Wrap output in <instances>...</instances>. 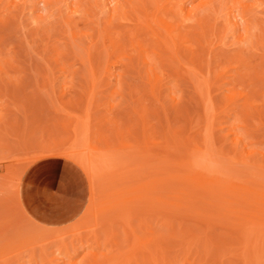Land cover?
<instances>
[{"label":"rangeland","instance_id":"obj_1","mask_svg":"<svg viewBox=\"0 0 264 264\" xmlns=\"http://www.w3.org/2000/svg\"><path fill=\"white\" fill-rule=\"evenodd\" d=\"M67 1L70 3L69 5H68ZM109 1L112 4L114 3V0H109ZM120 1L126 7L124 9L122 8V10L120 8V11L122 13L121 12H120V14L118 13L119 15H117L114 18V19H116V18L117 19L116 20L113 19V23L111 21L110 25H108L109 24L108 22L110 21L109 12H107V11L105 12V10H107V9H104L105 2L102 0H97L96 3L94 2V0H46L45 3L43 0H0V222H1L0 225L1 224L4 225V226L3 225L0 226V235H1L0 236V248H1L0 249V255H1L0 261L3 260L4 263H7V260H9L7 264H11V263L12 264H14V263L18 264V261L21 260L20 262H22L23 264H26V263H28L27 259L29 260V258H30L29 257V254H30L29 251H31V250H33L34 253L37 252L34 256V258L36 257V260H34V262L33 261L31 262L33 264H51V263H53V264H67L68 261H69V264L71 263V261H72V263H77V261H79V264H81V262H82V264H91L90 261H93L94 259L99 258L98 260L100 261V259L103 256V253H104V256L107 255V257L110 258V255H112L114 253L119 254L123 250H125V252H126V249L128 250L129 247L131 248V245H128V242H130V241L129 240H126L127 242L124 241L125 240L124 237L126 235L124 236V233H123V230H124L123 225L125 226V224H123V223H126V221L124 219L127 217H125L123 219L125 222L122 221V223H121L120 219H117L118 215L121 216V214L118 213L119 212L118 209H116V210L114 209L115 211H113V212H111L112 211L111 210L110 212H111V214H113V215H111L109 213V210L111 208H109L107 206L105 208V205L103 206V204L106 203V201H105L106 199H108L107 201L109 202V200H111L113 197H111V196L105 197L104 196L106 198L105 199V198H102L103 197L102 195L106 193L105 195L107 196L109 194L110 190L112 191L115 188H119L120 186L122 187V186H125L127 184L131 185V184L137 183L138 181L145 180L147 177H144V176L149 175L151 170H153V169L156 170L155 168H157V172H158V170L160 171V172H158V173H160V175L164 174V176H165V174L168 175L167 173L170 174V173H174L176 171L179 172L182 170V168L172 164L173 159L174 160L184 159V158L188 159V158H190L189 156L199 157L201 155L198 152L200 149L197 148V146H200V148H201V145L205 142V141L203 142V139H202V138H204V135H203V137H202V134L200 135V132L202 131L201 133H203V131L205 130L204 129L205 121L202 118L204 115L203 116L201 115L202 114L201 110L203 111V109H200V107H201L200 102L201 101L199 98L201 92L203 94V89L201 87V89H202V91H201L200 87H198L200 90L198 89V91H197V89H195L196 88L195 86H196V82L198 84V81L199 82L204 81V79L202 77H200L201 74L200 75L198 74L199 77L197 76L199 80L195 77L197 74H194V76H191V74H193L191 71H189V73H191V74H187L186 72H188V65H186V64L180 65L181 66L180 69L181 70L185 69L187 71H184V70L181 71L178 68L179 66L177 67L178 69L176 68V66H177L176 64H175V68H174V66H172L174 64L169 63L170 60L166 61L167 63L163 59L160 60L159 55L157 56V54L155 55L153 53L154 50H157L158 48L155 45V43L153 45V43L151 42L152 46L149 44L150 49L151 50L153 49L151 47H156V49L154 48V50H152L153 52H151V50L148 49L149 53L151 52V55H153V56H151L149 53H148V55L151 57L150 59H153L152 57L155 58V60L153 59L154 62L156 60L159 62V64L162 67L161 70L163 71V72H161L163 75L162 84H161L162 86L160 88L162 90L161 103L164 105L166 112H164L162 109H160L161 108L160 104L149 93L148 80H146L147 78H145V80H143V78L146 76V74H143V73L146 72L145 70H147V65H146V69H144L145 64L142 63L143 61L142 62L137 61V63L139 64L136 67V69H138V73H135V71H134L135 67L134 66H133L134 69H132L133 67H130L128 65L132 62L134 64L136 63V60H135L136 59V56H135L136 52H135L134 48H131V42H130L129 38L131 39V37H133V38L135 37L134 40L137 38V39L142 40V42L144 43V42H146L145 40H147V38H148V37H146V36H148L147 31L141 25H139V21H136L135 17H132V16H134V15H132V12L130 14V12H129L130 11V9H129L130 5L129 4L131 3V0H128V1L127 0H120ZM189 1H188L189 3L187 2V5H186L187 9H192L193 7L202 3L204 0H193V1L189 0ZM249 1L256 4L252 9L253 14H252L251 22L253 20L254 25H256V28L258 26H259L258 28H260V26H261L260 23H261L262 24L261 28L264 29V19H262V18H264V4H263L264 0H248V2ZM127 2H130V3H127ZM146 5L150 9L149 11H151V10L153 11L152 5H150L148 2L146 3ZM73 9H76V10L73 11ZM198 9H199V12L197 15H199V13H200V15H202L204 8L199 7ZM200 10L202 11V14H201ZM127 11L129 14L127 13ZM197 11H196V13H197ZM262 12H263V14H262ZM257 14H259V15H257ZM125 15H127V16H125ZM119 16H120V19H119ZM122 16H123V18H122ZM127 17H128V19H126ZM131 17H132V19H131ZM219 17H220V19L218 21L217 19ZM141 18H143V17H141ZM178 18H179V20L181 19L180 17H178ZM210 18H212L211 21H213L214 24L212 22H209ZM210 18L208 19L209 21L207 20V22H209V24H211V26L215 25V29H216L215 34H217L216 35L217 37L214 34L215 41L213 40V38H211V35H209L210 36L209 38H207V37L205 38L204 36L199 37L200 36V35H198L199 33L196 34L197 33L196 28L194 29L195 31L192 30L193 33L191 31V34L195 35L196 37L198 35V37L200 38V41L203 42L205 44V46L207 44V46L204 47V48H206V49H204V51H203V47H202V50L201 51L199 50L198 52L201 53L203 51L204 57L209 56V58H210V60H209L210 62L208 60H207V62L205 61L207 59V57H206V59L204 60L205 62L203 61V64H202V62H200V64L202 66H204L202 72L205 73L204 71H207V74H209V76H210V79H209V76L207 79L210 80V82H208L210 84H208V85H210V89H211V95H212L211 99H213L212 104L214 103L212 106L215 108V111H213V113L215 115H213L214 116L213 117V123L211 124L212 128H210L211 129L210 134H212V135L211 136L209 135L211 138L208 137L209 138L208 140L210 142L208 144H210L209 146L211 147V150L214 149L211 152V154L215 155L214 153L216 152V155L214 156V160L216 159V162H217L216 164L220 163L217 167L218 170L216 169V167L214 169H216L215 170L216 173L220 172L218 174H221V172H222V175L226 174V176H228L230 174L229 176H231V177L234 176L233 178L235 180L240 179L239 182H241L244 185L249 184L250 186L253 187L255 184H257V185H255V188L258 187L257 190H260L261 193L264 194V192H263L264 190L262 187V186H264V167L257 170V167H255L256 168L255 169L254 167H252L253 165L251 164L252 162L255 161V162H258L260 165L262 164V166H264V161H263L264 160V120H263L264 119L263 118L264 117V108H262L264 106V104H263L264 103V101H263L264 100V97H263L264 96L263 95L264 94V65H263L264 64V62H263L264 58L261 56L262 54L264 55V52H262V48L264 49V46H262V44H261V46H262V48H261V46L259 45L260 43H258V45L256 44L258 42L257 40L260 39V41H261V37H262V35H264V33H262L260 31V35H261V33H262V35L260 37L256 36L257 40H255V41H257V42L255 44L253 43L254 41H251V44H254L257 47H254V46L252 47V45L248 42V44L251 45V47H250L247 44H244V43L241 44L238 42L237 37H238V35H240V33L242 31V27L237 29L239 32L237 30H236V32H235V30L233 32L230 29H228V25L226 26L227 23H226L224 17H222V16L214 17L216 20V24H215L214 18L213 17H210ZM108 19H109V21H108ZM221 19H223V20H221ZM179 20H177V21H179ZM185 22H183V23L186 24ZM131 23H133V24H131ZM254 25H252L251 28ZM188 27L191 29L190 26H188ZM209 27H210V25H209ZM207 28H208V25L206 26V29ZM210 28H212V27H210ZM225 28H226V30H225ZM258 28H257V30H258ZM212 29H214V27ZM204 30H205V28H204ZM229 30H230V32H229ZM259 30H262V29H259ZM141 31H142V33H141ZM200 31H198V32H200ZM251 32H252V30H251ZM254 32H255V30H254ZM254 32H252V34H254ZM129 33H132V34L134 33V35H131ZM258 33H259V31L257 32V34ZM115 34H117V36ZM125 34H126V37H125ZM135 34H136V36H135ZM223 35H225V36H223ZM218 37H219V41H218ZM115 38H117L118 40H116ZM143 39H145V40H143ZM220 39H222V40H220ZM252 39L254 40L253 35H252ZM211 40H213V42H210ZM263 40H264V38L262 37V41H261L262 43H263ZM121 41L123 43H121ZM196 41L198 43H196ZM209 42H210V44H208ZM195 44H197V45H195ZM195 44L194 45L197 46L196 48L199 49V46H198L199 41L198 40H195ZM204 44H202L201 46H204ZM116 46H118V47H116ZM258 47L261 48L260 49L261 51H259ZM132 49L134 52L132 51ZM198 49H196V50H198ZM256 49H258V50H256ZM112 50L113 51L115 50L116 52L114 53V52H112ZM196 50H195V53L197 52ZM104 52H106V54ZM142 53L144 56L147 55L145 52H142ZM200 53H199V55L196 53L197 58H198V56H200V58H201ZM260 56L263 58V60L260 58ZM194 58H193V60H194ZM153 60L150 61L151 65H152V63H154ZM196 61H194V62H196ZM88 63L90 64V66L92 65L91 63H93V66H91V70H90V66ZM197 63L199 64L198 61H197ZM197 63L195 65H197ZM204 64L207 66L206 67L207 70H205L206 68H205ZM126 65H128V68ZM190 66H192V65H190ZM248 66H250V68ZM141 67L144 70L141 69ZM197 67H198V65H197ZM246 67H247V69H246ZM208 71H210V73ZM261 71L263 73H261ZM180 72H181V76L178 75V73H180ZM207 74L205 75L206 77H207ZM255 74H256V76H255ZM260 74L263 76H259ZM92 75H94V78ZM96 76H97V78H95ZM176 76H178L179 79L176 78ZM180 77H181V79H180ZM193 77H194V79H193ZM92 79L94 81H92ZM220 79H222V80H220ZM258 79H259V81L260 80L261 81L260 82L256 81ZM194 80H197L195 82V85H194ZM91 81H92V84H91ZM208 85H207V88L209 87ZM210 89H209V91H210ZM242 89H243V91H242ZM13 91H15V92L13 93ZM199 91H201L200 94H198ZM206 91H208V89ZM193 92H196V94H194ZM226 94L228 96H230V98H228V96ZM242 94L243 95L246 94V95L242 96ZM211 95H209V96H211ZM225 95H226V97H225ZM203 96L204 95H202V98H203ZM240 96H242V97H240ZM232 97H235V98H232ZM251 97H252V99L255 100V101L253 100L255 103L253 102L254 105L251 108L250 107L247 108L248 107L247 103H250V102H248L246 100H249V101L252 100ZM231 98L234 99L237 103L234 100L229 101V100H231ZM223 99L225 100V102L228 100V102L224 103ZM259 100H261V101H259ZM132 101H133V103L131 104ZM158 101H160V100H158ZM177 103L180 104L181 107L178 106ZM141 106H143V107H141ZM242 106H244L243 107L244 109L242 108ZM214 108H211V109H214ZM140 110H143L146 113H143ZM137 111H139V112H137ZM141 112L143 113L142 115H141ZM163 112H164V114H163ZM143 115H144V117H143ZM145 115H146V117H145ZM200 115H201V117H200ZM247 115H249V116H247ZM144 120H145V122H143ZM241 120H242V122H241ZM6 121H8V122H6ZM146 125L148 128L146 127ZM142 126L146 127L148 129V131H147L144 128V130L146 131V132L145 131L144 132L146 133L145 136H147L146 138L149 139V141H147V139H146L145 141L148 143L146 145L140 144L141 145L140 146L137 142L138 141L141 142V140H139V139L141 138V129L140 128ZM246 127L250 130H248ZM168 128H170V130L172 128V130H174V131H172V130H171L172 132L168 131L169 130ZM74 129H76L77 131ZM84 130H86V131H84ZM229 130L230 131L232 130V131L230 132ZM114 131L118 134H121L120 138L123 136L124 137L123 139H125V140H123L121 138L123 140V141H121V139H119V137H116L118 134H115ZM165 131H166V133L167 132L168 133L166 134ZM175 131L179 132V135H182V136H179L176 132V134L178 136L174 135L175 137H173L172 134ZM17 132H19V133H17ZM120 132H122V133H120ZM196 133L198 134V136H201V137L199 138L198 136H196ZM236 133H237V135H238V133L241 135L240 136L241 139H245L244 134L247 135V133H248L247 136L245 135L247 141L245 140L246 142H244V140H242L240 142V140H239V143H238L239 145L237 144L238 146L236 144H233V140L237 136ZM87 134H88V137H87ZM204 134H205V132H204ZM164 135H167V136H164ZM233 135L234 136L236 135V136L234 137ZM242 135H243V138H242ZM131 136H132V138H131ZM136 136H139L137 140H135L136 138H134ZM163 136L166 137L165 140L168 141V142H166V144H168L169 146H174V145L178 144V146L176 145L178 147L176 152H175V149L173 150V148H171V151H169V152H164L165 151L164 150L165 140H162V139H164ZM176 136H177V138L179 137L178 140H177ZM191 136H194V137L192 138ZM84 137H86V138H84ZM114 137H116V138H114ZM238 137H239V135H238ZM172 138L175 140H173ZM201 139H202V141H201ZM106 141H109L110 143L106 142ZM115 141H116V143H115ZM181 141H182V143H181ZM159 142H160V144H159ZM161 142L163 143V145ZM206 142H208V141H206ZM25 143H26V145H25ZM29 143L30 144L32 143V145H30ZM118 143H120L121 146L122 145H126V146H124V147L122 146L123 147L122 148V147L118 146ZM191 143H193V144H191ZM211 143H213V144H211ZM241 143H243V144H241ZM135 144H136L137 148H136ZM172 144H174V145H172ZM208 144H207V146H208ZM12 145H13V147H12ZM42 145H43V147H41ZM93 145H95L98 148V150L101 148H103V150H106L104 148H108V147H110L108 149H111V147L114 148V149L112 148L113 150L111 149L113 151L114 155H113V153H111L112 152L111 151V152H106L107 154H111L110 156H108L107 154H105V156L109 157L111 159L109 161L111 163L115 164V166H113V168L115 167V170H117L118 173L120 172L121 175H123V177L124 176L129 177V178H127V179H129L128 182L123 184L122 183L123 179L121 178V180L114 181L117 184H114V182H113V186H110V183H107V184L103 183V186H101L102 182H100V181L92 182L93 185L89 183V180H88L85 172L82 169L83 168L85 169V167H88V169H89V167L91 168L92 165L93 166L96 165V167L92 166L93 168H91V170L90 169L87 170V168H86V171H88V172L93 171L92 169H96L97 166L99 167V165L101 164V159H99V158H102V157H100L101 156L100 152L99 153L97 151L94 152L95 150H97V148L94 147ZM182 145H184V146L182 147ZM192 145L194 147H192ZM242 145L243 146L246 145V146H248L249 150L256 151V152H249V155H248V152H245V148L247 149V147L246 146L243 147ZM21 146H22V148H21ZM38 146H39V148H38ZM180 146L183 149L180 148ZM189 146L192 148L190 149ZM117 147H119V148L115 149ZM148 147H150V151H148V149H149ZM219 147H220V149H218V154H217V148H219ZM242 147L244 150L242 149ZM23 148L26 151L23 150ZM34 148L37 149L38 152ZM93 148H95V149L93 150ZM138 148H139V150H138ZM194 148H197L198 151L195 150L196 152H192V151H194ZM7 149H8V151H7ZM140 149H142V150L144 149V151H141ZM145 149H147V150L145 151ZM159 149H162V151L160 150L161 153L159 152ZM165 149H166V147H165ZM178 149L182 150L181 152H179L180 155L178 154V151H180ZM201 149H203V148H201ZM40 150H42V152ZM83 150H84V152L87 153L86 156H88V157H85L83 161H80L81 159L78 158V155L81 154ZM233 150H234V152H233ZM19 151L21 152V154L18 153ZM43 151H44V155L42 154ZM114 151H116V153ZM138 151H141V152H138ZM153 151H155V152H153ZM30 152H32V153H30ZM72 152H73V154L76 152L79 154L76 153L77 157H76V154L74 155L75 156L74 157ZM120 152H121V154H120ZM148 152L151 153V156L148 155ZM39 153H40V156H39ZM97 153H98L99 157L97 156ZM159 153H160V155H159ZM244 153H245V155H244ZM250 153H252V154L250 155ZM11 154H13V155H11ZM15 154H17V155H15ZM82 154H81V156L84 157V155H82ZM115 154H117V155L115 156ZM157 154L159 156H157ZM155 155L157 156V158ZM164 155L170 156L169 158L172 157L171 160L168 162H166L165 160L163 161ZM213 155H211V156H213ZM37 156L39 158H37ZM120 156H121V158H120ZM139 156H141V157H139ZM160 156H163V157L161 158ZM45 157H61V158H66V159L72 161L83 171V173L86 176L88 185H89V201L87 203L85 210L83 211V213L81 214V216L77 220L67 224V225H70V224L73 225V223H74V226H77V229H78L80 227V226L78 227V225H81V223L77 222V221L80 218L85 217L84 218L85 222H86V220L89 219L91 223L88 221L86 223L83 222L84 225H81V226H83V228L80 227V230H77L80 232H84V233H80V235L81 234L83 236L87 235V236H89V238H87V236H86L83 239V237L80 236L81 239L79 238L80 239V240L78 239L79 241L74 240L75 242H73V245L74 244L75 245L73 247L76 246L75 248H77L76 250H78V251L71 258L66 257L64 252L60 253V250H61L60 247L52 241H49V242L47 241L46 245L43 244V245H45L44 248H42V245H41L42 242L37 241V243H39V244L34 245V243H33L34 246H31L32 249H30V247L28 248V246H27V248L24 249V247H26V246H23V245L25 243L30 242V241H28V239L33 240L32 238L33 237L35 238V235H36V233H34V232H36L35 231L36 229L34 230V227L31 229V231H28V229H30L31 225L28 229H27V226H26V229L20 228L21 231H20V229L17 228L19 230V233L20 232H23V234L25 233V235H23V237H20V240H18L16 238L18 240V241H16L15 238L14 239L11 238V237H14L13 235L16 234V231H17V229H16V231L12 230V232L14 231L15 233L11 232V229L15 228V227H13V225H15V223H16V225H19V223L22 222L21 225L25 226V225H23V223H24V220H26V219H24L26 215L33 222V224L35 223V225L37 224L39 226L49 227V228H61V227L67 226V225H64V226H58V227H51V226H45V225L39 224L38 222L34 221L31 217L28 216V214L24 211V209L22 208V206L20 204L19 186H20L21 178H22L24 172L26 171V169L31 164H33L37 160L45 158ZM92 157H94L95 160H93ZM150 157H153V158H150ZM158 157H160V158L158 159ZM141 158H143V159L149 158V161H151L152 163L149 162L150 163V165H149V163L145 162V165H147V167L150 166L149 167L150 169L149 168L144 169L145 168L144 167L143 171H142L141 168L143 167L144 162H142L143 159L141 160ZM87 159L88 160L91 159V162L94 161L93 164L91 163V166H89L90 164L86 163V161H88ZM78 160L81 163L83 162L82 165L78 162ZM157 160H159V161L161 160L160 164H159V161H157ZM76 161L78 162L79 165L76 163ZM96 161H100L99 162L100 164H98V162L96 164ZM138 161L142 162V164H140ZM123 162L125 164H123ZM156 162H158V163H156ZM84 163H85V165L86 164L87 165L84 166ZM94 163H95V165H94ZM120 163H122V164L120 165ZM114 164H112V165H114ZM151 164L153 166L152 169H151ZM211 164H212V166H215L214 163H211ZM154 166H155V168H154ZM159 166H161V167H159ZM119 167H121L122 169H120ZM162 167H164V168H162ZM128 168L129 169L132 168V169L128 170ZM133 168H135V170ZM138 168L141 170H139ZM137 170H139V171L137 172ZM165 170L167 171V173ZM144 171H146L145 174H143ZM135 174L140 175V176L137 175L138 177H140V178L137 177L138 180H137V178L134 177ZM15 175L18 177L17 178L14 177ZM157 175H159V174H157ZM164 176H160V177H164ZM9 178H10V180H8ZM247 178H249V179H247ZM113 179L114 178H112V180ZM174 181H175V183H174ZM174 181H169V183L167 182V184H166V182L162 183V185H163L162 188H164L166 185L170 188V190L168 189V192L170 193V195H171V192L176 190V188L179 189L178 187H182L180 189H184L187 187L186 192H187V190H189V193L191 192L192 189L195 188V187L192 188L193 185L189 184L186 186V183H180L181 181H179V183H177L176 182L177 180H174ZM247 182H248V184H247ZM249 182H253V184L249 183ZM98 183L100 184V186L98 185ZM13 184H15V185L17 184L16 187L15 186L12 187ZM170 184H172V185H170ZM182 184L185 187H183ZM179 185H181V186H179ZM7 186H9V187H7ZM17 186H18V188H17ZM91 186H93L94 188H92ZM110 187H112V188H110ZM113 187H115V188H113ZM13 188H15V192H13V190H14ZM261 188H262V190H261ZM195 189L193 191L196 193ZM5 190H6V192H5ZM257 190L255 189L256 193L255 192L250 193V194H248V196L249 195L251 196L254 193L257 194L258 193ZM17 192H18V197H17ZM91 192L92 193L94 192L93 193L94 195ZM168 192L166 191V193H168ZM194 192H192V194H194ZM96 193H98V195H96ZM197 193H200V191H198ZM200 194H204V196H205V194H207V193H204L203 190H201ZM196 195H194V196L192 195V196L195 197ZM259 195L260 194H258V196ZM6 196L7 197L11 196V197L8 199ZM181 196H182V199H185V200L187 199V198H184L183 194ZM186 197L189 198V196H187V195H186ZM196 197L194 198V202H196V204L194 203V205H195L194 207L197 206V209L199 208L200 210H202L204 212L205 211L206 212H209V211L215 212L214 207H211L209 205L206 207V204L202 203L204 197L202 198V201L201 200L198 201V198H196ZM259 197L261 199V196H259ZM259 197H258V199H259ZM99 198L103 199V200L102 199L99 200V202L102 203V207L100 204H97V203H99V202H97V200ZM262 198H264V197H262ZM248 199H250V200L252 199L251 203H253V205L254 206L256 205V206L254 207L252 204H247L245 202V206L247 204L248 208H247V206H246V208L244 206V207H241L242 209L247 210L252 205L253 207L251 208L252 210L250 209L251 211L256 209V211H258L259 214L260 213L264 214L263 213L264 212V203L263 204L260 202L255 203V202H253L254 198H252V197L246 198V201ZM111 201H110V203H111ZM255 201H256V199H255ZM258 201H262V200H258ZM89 202H91L92 204ZM108 202H107V204L109 206L110 203H108ZM135 202L131 201L132 204L137 205V203H135ZM188 202H190V201H188ZM192 202H193V200H192ZM153 203H154L153 205H155V206L151 205V208H154V209H152L154 211L153 212L148 211L150 214L148 212H146V215H144L145 214L144 212H143L144 214L141 212L144 209L143 203H142L143 209L141 208V211H139L140 209H137V208H135L136 210H134L133 208H129V207H132L129 203H128L129 209H127V206H126L127 203L123 204V207L125 209H127V211L123 210L122 205L120 206V208L124 211V214H123L124 216L129 217L132 214L133 217L130 216V218H132L131 219L132 221L129 220L132 222L131 223L132 228L133 229L134 228H136V229L141 228L142 231L140 229H139V231H140V233L142 232V235L153 233L150 231H154L153 235H155L156 234L155 232L159 231L161 234H166L167 236L172 237V236H174V235H172L173 233L177 234V232L180 231L181 234H179V236L180 235L182 236L184 231H185V233H186V231H189V229H187V228H190V230H191V228H193L192 230H194V232L196 231L195 232L196 234L194 232L192 233V231H189L191 233L188 232V235L187 234H185V235L186 236H189V234L197 235V236L200 235V238H201L202 236L204 237V235L207 233H214V236L218 240V238L221 236H222V238L226 239V236H224V235H227V234L230 235V233H228V232L232 231V234L235 233V232H233L234 230H230L231 226L229 225V223L231 221V218H230V220H228L229 218L222 219V220L217 218L215 221L213 220L214 221L213 224H211V223L206 224L205 222L207 219L200 218L198 220L197 219L198 216H194V215H196L194 213L197 209L194 208L193 206L192 207H193L194 211L192 214H194V215H193V217H191V215L187 214L186 212L182 213L183 211H185V210H183L184 208H181V210H179V211L176 210L180 216L175 214L176 213V211H174L175 209H171V206H169L167 204L166 205L161 204L162 208L166 209V210H163L164 212L159 213V211L158 210L155 211V209H158V207H160V206H158V204H160V203H157V202H153ZM89 204H91V206H88ZM190 204H191V202H190ZM191 205H193V203ZM12 206H13V208H12ZM96 206H99L102 208L101 210L99 209L101 211V213L104 212L102 210H105L107 212V214H106L107 216L104 217L105 219L107 218V220H109V218L111 219L112 217H113V219L116 218L115 220H112V219L109 220V224H110V222H112L113 227L111 226V228H110L108 221H107V224H108L107 227L109 230L107 229V227H104L105 225L103 226L102 224L100 225L97 223L98 219H96V218H100L101 216H103L104 213H102V215H99L100 217L98 215L96 217V214L98 213V209H96ZM149 206H150V204H149ZM89 207H91V208H89ZM140 207H142V206H139V208ZM147 207H148V205H146V208ZM15 208H16V210H15ZM173 208H175V207H173ZM17 209H19V210H17ZM94 209H96V210H94ZM130 209L134 210V212L131 211L132 213L129 214L128 211H130ZM145 209H144V211H147V209L146 210ZM150 209L148 208V210H150ZM211 209H212V211H211ZM20 210H22L23 212ZM250 210H248V212H250ZM100 211L98 214H100ZM166 211H168V212H166ZM120 212L123 213L121 210H120ZM171 212L172 213L174 212V213L171 214ZM214 212H212V213H214ZM23 213L26 214V215L24 214L25 215L24 218H22ZM86 213L89 215L85 216L84 214H86ZM94 213H96V214H94ZM126 213H128V214H126ZM162 213H163V215H160ZM181 214H183V215H181ZM172 215H174V216H172ZM8 216H10L12 218L15 217L14 220L16 222H14V224L11 225L12 228L10 227V225H8L10 223H8V224L5 223L6 221L10 220L9 219L10 217H8ZM18 216L21 217L20 220L17 219ZM120 216H118V217L121 218ZM138 216H139V218H138ZM224 216H222V217L224 218ZM142 217H144L145 219ZM181 217L184 219H182ZM222 217H220V218H222ZM163 218L167 219V221L164 220ZM204 218H205V216H204ZM29 219H27L26 221H28ZM201 219H203V221ZM137 220H138V222H137ZM141 220H142V222H141ZM191 220H193V221H191ZM218 220H220V222H218ZM3 221H5L4 222L5 224L2 223ZM92 221L94 222V224ZM101 221L103 222L106 220L101 219ZM101 221H99V223ZM113 221H114V223H113ZM162 221L166 224L162 225ZM75 222H77V223H75ZM146 222L147 223L149 222V223L147 224ZM140 223H142V224H140ZM26 224H27V222H26ZM97 224L99 226H97ZM193 224H195V225H193ZM7 225L9 227H5ZM35 225H32V226H35ZM86 225H88L89 228L91 226V228L87 229L88 226L85 228ZM207 225H209V227H207ZM227 225L230 227L228 228ZM95 226H96V228H92ZM100 226H103V227H100ZM142 226H143V229H142ZM190 226H192V227H190ZM194 226L197 227V229H195ZM2 227L3 228L5 227L6 230L3 229ZM71 227L70 228L67 227V228L71 229ZM97 227H100V228H97ZM205 227H206V230H204ZM8 228H11V229L9 230ZM113 228H114V231L116 232L117 236L114 234L115 232L114 233L112 232ZM151 228H153V229H151ZM166 228H168V229H166ZM209 228H211V230ZM22 229L25 231H23ZM95 229L96 230L100 229L103 233L105 232V230H107V232H108L106 235L107 239L109 237H111V235L109 234L111 232H112L111 234L114 235V238L115 237H117V238L112 240V238H113V235H112L111 239L110 240L108 239L109 242L107 243V241H106V243H105L106 245H103L104 242L101 240L104 236L100 232V230L96 231ZM103 229H105V230H103ZM110 229H111V232H109ZM200 229H201V232L199 231ZM202 229L204 230L203 233H202ZM223 229L228 230V232L226 230H223ZM90 230H93L94 232L92 231L91 233H95V235H97L96 233L98 232V234H99V236L97 235L98 240L103 236L100 240L102 245H100L101 243L99 241L100 246L99 245L98 246L93 245V247H92L93 249L95 248L94 252L96 254L94 253L95 254L94 257H92L93 255L91 256L90 254H89L90 255L89 256L87 253V251H91V247L90 246H89V248L87 247V245L90 244L92 241L91 237H90L91 235L87 233V231L90 233ZM128 231L130 233L129 229H128ZM163 232H165V233H163ZM215 232H218L217 234H219V235L221 234V236L218 235L219 236L218 237ZM5 233H6V235H5ZM10 233L12 234L11 237H10V235H11ZM105 233H104V235H105ZM160 233L159 234L157 233V235H161ZM168 233H172V234L169 235ZM199 233H201V234H199ZM17 234H18V231H17ZM108 234L110 236H108ZM66 235L67 236L70 235L68 237L66 236V239L68 238L66 240V242L67 241L70 242V239L72 240L74 237L69 232ZM100 235H101V237H100ZM157 235H155V236H157ZM231 235H230V237H233ZM150 236H152V234ZM181 236H180V238H182ZM235 236H236V233H235ZM170 237H167L164 242H166ZM174 237H176V235ZM183 237H184V234H183ZM191 237H193V236H191ZM191 237H189V238H191ZM50 238H52V237H50ZM53 238H54V236H53ZM85 238H87V239H85ZM130 238H131V236H130ZM143 238H147V235ZM176 238L180 239L178 236ZM222 238H220V239H222ZM11 239H13L12 242H11ZM170 239H169V241H170ZM191 239H193V238H191ZM228 239L229 238L227 237V240ZM231 239H234V240L236 239V242H237V238H231ZM231 239H229V243L233 242V240L231 241ZM8 240H10V242H8ZM51 240H53V239H51ZM104 240H105V238H104ZM115 240L119 245L116 244ZM200 240L203 242L202 238ZM227 240H225L224 242H226ZM173 241L176 242L174 239H173ZM179 241H181V240H179ZM263 241H264V237H263ZM17 242H19V243H17ZM84 242L88 243V244L86 245V244H84ZM110 242H112V243H110ZM124 242H125V244L127 243L126 244L127 246L124 244ZM219 242L221 244V248H222V246L226 245V243H228V242L224 243L223 241L222 242L219 241ZM171 243H172V240H171ZM171 243H168L169 245L167 243L166 244L164 243L165 244L163 246L164 251L165 250L168 251V249H165V248H167L166 246H170ZM234 243H235V241H234ZM239 243L240 242L238 241V244ZM110 244H111V246H110ZM172 244H175V243H172ZM235 244L238 245L237 243H235ZM29 245H30V243H29ZM37 245H40L39 248L37 247ZM81 245H82V248H81ZM182 245H184V244H182ZM236 245H234L233 243L229 244V245L227 244V246H230V247L234 246V248H237V247L241 248L243 244L242 245L240 244L241 247H239L240 245H238L236 247ZM122 246H124V247L126 246L125 247L126 249H124ZM191 246H192V248L195 249V247H193V244ZM227 246H224V247L226 248ZM263 246H262V248L264 249ZM151 247H152V245L149 248L152 249ZM177 247H179V245ZM40 248H42V250L45 249L46 251L45 250L44 251L47 253V255H50V257L48 256V259L54 258L53 262L48 261L49 262L48 263L47 260H39L38 259V257L36 255L38 253L40 254V252H41ZM122 248H123L122 251L117 250V249H122ZM199 248L196 249V250H198L197 254H199V251L202 247L200 249ZM225 248L223 250H219L220 247H219V249H218V247L213 249V254L214 255L216 254V260H217V255L218 254L221 255V253H223L221 258L222 257L224 259L226 258V260H224L223 258L220 259V261L215 260L213 263H215V264H235L237 262L236 258H239V257H237L238 254L240 253L238 251L239 249H237V251L235 252L232 250V248H226V249ZM105 249H106V251L108 250L106 253H105V251H103ZM134 249H135V251H134L135 253H136V250H138L137 254L141 258L142 257L144 258V254H146V255L149 254V253L143 254L142 249H140V251L138 248H133V250ZM150 249L148 250V248H147L146 250L151 252ZM153 249H154V251H153ZM153 249H152V251L154 254L155 248L153 247ZM177 249H178L179 255H181V251L183 250V247H182V250H179V248H177ZM177 249L175 250L176 252H177ZM217 249H218V251H217ZM129 250L131 251L132 249H129ZM169 250H171V248H169ZM172 250H171V252L169 251V253L172 254L171 258H168L169 256H167V258L170 261L175 260V259H172L173 257L174 258L177 257L179 259V257H178L179 255L177 256L178 253L176 254V256H174L173 255L174 253H172ZM196 250L195 251H193V249L191 250L192 255H190V259L192 257H194L191 259V260H193V264H198L199 262L202 263L201 260L203 259L201 257L202 254H200V257H199V255L198 256L194 255ZM234 250H236V249H234ZM118 251H120V252L116 253ZM148 251H146V252H148ZM263 251L264 250H262V254H263L262 255V259H263L262 261H264ZM7 252H8V254H6ZM19 252H21V253H19ZM23 252H24V255H23ZM33 252L31 251V253H33ZM97 252L102 254V256L101 255L96 256ZM131 252H133V251H131ZM131 252H129L128 254L126 253L127 254L126 256H131L132 259H134L133 258V256H134L136 259V263H137V260H139V259L141 260V262L143 261L142 260L143 258L141 259L140 257L137 256L138 257V259H137L136 258L137 254L131 255L132 254ZM234 252H235V256L237 255L236 257L234 256ZM63 253H64V255H62ZM84 253L85 254L87 253L85 255V257H84ZM140 253H142V254L139 255ZM201 253H203V252H201ZM225 253H227V255ZM17 254L19 257L17 256ZM153 254H152V256H153ZM157 254L158 253H156V255ZM182 254H183V251H182ZM146 255H145L146 258H144V261H145V259H147V257H149V259H147L146 261H148L150 259L152 260V257L150 258L149 255L148 256H146ZM2 256H4L3 259H2ZM114 256H116V255H114ZM155 256H153V257H155ZM158 256L161 258V256L158 254L156 257L157 260H159ZM88 257H90V258H88ZM95 257H97V258H95ZM181 257H182V255H181ZM16 258L18 260H16ZM199 258H202V259L199 260ZM211 258L212 257L210 256L209 259H207L210 262L206 261L207 263H205V264H209V263L212 264ZM13 259H14V261H12ZM56 259H57V261L55 262ZM79 259L81 260V262ZM178 259H176V260H178ZM180 259L178 260L179 261L178 264H181V263L182 264H190L189 261L186 263L180 262L181 261ZM37 260L41 261V263ZM239 260H238L237 264L238 263L241 264L239 262ZM104 261H105V258L104 259L102 258L101 262H104ZM131 261H133V260H131ZM178 261H176V262H178ZM1 263H3V262H1ZM147 263H149V262H147ZM147 263L143 262V264H147ZM158 263H160V262L156 261V264H158ZM262 264H264V262H262Z\"/></svg>","mask_w":264,"mask_h":264},{"label":"bare ground","instance_id":"obj_2","mask_svg":"<svg viewBox=\"0 0 264 264\" xmlns=\"http://www.w3.org/2000/svg\"><path fill=\"white\" fill-rule=\"evenodd\" d=\"M44 1V3L46 2V0H43ZM102 1H104L105 2V7H104V9H107V10H105V12L107 11V12H109V19H110V21H109V19H108V25H110V23H111V21H112V23H113V19L117 16V15H119L120 14V8H121V10H122V8L124 9L126 6L125 5H123L122 4V2L120 1V0H114V3L112 4L109 0H102ZM128 1V0H127ZM189 0H131V3L130 2H127V3H130L129 5H130V14H131V12H132V15H134V16H132V17H135V20L136 21H139V25H141L144 29H146V31H147V35L148 36H146V37H148L147 38V40H145V39H143V40H145L146 42H142V40H140V39H135L134 40V38L133 37H131V39L129 38V40H130V42H131V48H134L135 49V52H136V65L132 62V63H130V64H128L130 67H135V73H138V69H136V67L139 65L138 63H137V61H139V62H142L143 64H145L144 66V69H146V65H147V70H145L146 72H144L143 74H146V76L143 78V80H145V78H147L146 80H148V85H149V93H150V95L154 98V99H156V101L160 104V106H161V108L160 109H162L164 112H166L165 111V108H164V105L161 103V93H162V90L160 89L161 88V84H162V77H163V75H162V73L161 72H163L162 70H161V65L159 64V62L156 60L155 62H154V60H155V58L154 57H152L153 59H150L151 57L148 55V53H149V51H148V49H150V46H149V44L151 45L152 43H153V45H154V43H155V45L157 46V50H154V48L156 49V47H151V48H153L152 50H154V52L151 50V52H153L155 55L157 54V56L159 55V58H160V60L161 59H163V60H165V62L166 61H168V60H170L169 61V63H172V64H174V65H172V66H174V68H175V64L177 65L176 66V68L178 67L179 68V70H181L180 69V65H188V72H186L187 74H191V73H189V71H191L193 74H191V76H194V74H197L195 77L198 79V74L200 75V77H202L203 79H204V81H198V84H197V80H194V85H195V82H196V88L195 89H197V91H198V87H200V89H201V87H202V89H203V94H202V89H201V91H199V93L198 94H200V92H201V94L202 95H204L203 96V98H202V95L200 94V96H199V98H200V103H201V107H200V109H203V111L201 110V115L203 116L202 118L204 119V121H205V125H204V131H203V133H201L200 132V135L202 134V137H203V135H204V138H202L203 139V142L205 143H203L202 145H201V148H203V149H201L200 148V146H197V148H199L200 150L198 151V149L197 148H194V151H192V152H196V151H198L199 152V154H201L199 157H192V156H189L190 158H188L187 156V158L188 159H176V160H174L173 159V161H172V164H174V165H176V166H179V167H181L182 168V170L181 171H179V172H177L175 169V171L176 172H174V173H167V171H166V173L168 174V175H166L165 174V176H164V174L163 175H160V173H158V172H160L159 170H158V172H157V168H155V166H154V168L156 169V170H151L150 171V173H149V175H146V176H144V177H147L145 180H141V181H138L137 183H134V184H127V185H125V186H120L119 188H115V187H113V188H115L114 190H110L109 191V194L106 196L105 194H103L101 197L102 198H105V197H108V196H111V197H113L111 200H109V202L107 201L108 199H104L105 201H106V203L105 204H103V206L105 205V208H106V206L107 207H109V208H111L110 210H109V213L111 214V212H113V211H115L116 209H118L119 210V214H121V216L120 215H118V216H120L121 218H119L118 216H117V219H120V222L122 223V221L123 222H125L126 221V223H123V224H125V226L123 225V228H124V230H123V233H124V241H126V240H129L130 242H128V245H131V248L129 247V249H132L131 251H133V252H131L129 249L127 250L125 247L127 246L126 244H125V242H124V244L126 245L125 247L124 246H122L124 249H126V252H125V250H123V248L122 249H117V250H123L121 253H119L120 251H118V252H116V253H119V254H112V255H110V258L109 257H107V255L106 256H104V253H103V256H102V254H100V253H98L97 252V255L96 256H99V255H101L102 256V258L104 259L105 258V261L104 262H101V259H100V261L98 260V259H94L93 261H90L91 262V264H132L133 262L135 263V264H143V262L144 263H147V262H149V263H147V264H156V261L157 262H160V263H158V264H178L179 263V259L181 260L180 262H188L189 261V263L190 264H193V260H191L192 258H194V257H192L191 259H190V255H192V253H191V250L193 249V251H195L196 249H198L200 246L202 247H200L199 249H200V251H199V254H197V251L198 250H196V252H195V254L194 255H199V257H200V254H202L201 255V257L203 258H199V260L200 259H202L201 260V262L202 263H198V264H205V263H207L206 261H208L207 259H209V257L211 256L212 258V260H211V262H212V264H215V263H213L215 260H216V254L214 255L213 254V249L214 248H217L218 247V249H219V247H220V249L219 250H223L225 247L224 246H227V244L229 245V244H234V245H236L235 243H237L238 244V241L240 242L238 245H242V247H241V245L239 246V247H241V248H238L237 246L238 245H236V247L237 248H234V246H232V247H230V246H227L226 248H232V250L233 251H237V249H239L238 251L240 252L239 254H238V256L237 257H239V258H236L237 259V262H238V260H239V262L242 264H262V262H264V261H262L263 259H262V250H264L263 248H262V246L264 245V241H263V237H264V214H259L258 213V211H256V209L255 210H253V211H251L252 209V207L254 206L253 205V203H251V201H252V199L250 200V199H248L247 201H246V198H250V197H252V198H254V200H253V202H255V203H257V202H260V203H264V198H262V197H264V194L263 193H261V191L260 190H257V188H255V185H257V184H255L253 187L252 186H250L249 184H248V182H247V184L249 185H244V184H242L241 182H239L240 181V179L238 180V179H234L233 177H231V176H226V174L225 175H222V172H221V174H218V173H220V172H218V173H216L215 172V170L217 169V167H218V165L220 164H216L217 162H216V159L214 160V156L216 155V152L214 153L215 155H213V154H211V152L214 150L213 148V150H211V147L209 146L210 144H208V143H210L209 142V138L208 137H210L212 134H210L211 133V129L210 128H212L211 127V124L213 123V115H215L214 113H213V111H215V108L212 106L213 104H212V100L213 99H211L212 98V95H211V89H210V85H208V84H210V83H208V82H210V80H208L207 78H208V76H209V74H207V71H204L205 73H203L202 72V70H203V67L204 66H202L201 64H200V62H202V64H203V61L206 59V57H207V59L205 60L206 62H207V60L209 61L210 60V58H209V56H206V57H204V49H206V48H204V47H206L207 46V44H206V46H205V44L203 43V42H201L200 41V38L199 37H202V36H204L205 38L207 37V38H209L210 36L209 35H211V38H213V40L215 41V36L217 35V34H215V31H216V29H215V25L213 26H211V24H209V22H212L213 23V21H211L212 20V18H210V17H217V16H222V17H224V19H225V21H226V26L228 25V29H230L231 31H233L234 32V30H235V32H236V30L238 29V28H240V27H242V31H241V33H240V35H238V37H237V39H238V42L239 43H244V44H247V45H249L250 47H251V45H252V47L254 46V47H257V46H255L254 44L256 43L257 45H258V43H260L259 45L261 46V44H262V46H264L263 44H264V40H263V43L261 42L262 41V37L264 38V35H262V33H264L263 31H264V29L263 28H261L262 27V24L260 23V28H258V30H257V28H256V25H254V22H253V20H252V22H251V18H252V14H253V7L256 5L255 3H252L251 1H249L248 2V0H204L202 3H200L199 5H197V6H195V7H191L192 9H187V7H186V5H187V2H188ZM191 1H193V0H191ZM68 2V1H67ZM94 2L96 3L97 2V0H94ZM149 3L150 5H152V7H153V11L151 12V11H149L150 9L147 7V5H146V3ZM190 2V1H189ZM188 2V3H189ZM263 3V2H262ZM70 3L68 2V5H69ZM104 4V3H103ZM198 4V3H197ZM264 4V3H263ZM262 4V5H263ZM149 5V6H150ZM71 6V5H70ZM107 6V7H106ZM151 7V8H152ZM199 7H203L204 9H203V14H202V11H201V14L202 15H200V13H199V15H197L198 14V12H199ZM263 9V8H262ZM76 9H73V11H75ZM127 10V9H126ZM198 10V11H197ZM128 11H127V13H128ZM196 11H197V13H196ZM262 11V10H261ZM119 13V14H118ZM122 13V12H121ZM126 13V14H127ZM129 14V13H128ZM262 14H263V12H262ZM257 15H259V14H257ZM121 16V15H120ZM120 16H119V19H120ZM125 16H127V15H125ZM131 16V15H130ZM132 17H131V19H132ZM141 17H143V18H141ZM178 17H180L181 19L179 20V18ZM263 17V16H262ZM122 18H123V16H122ZM178 18V19H177ZM210 18V19H209ZM261 18V17H260ZM117 19V18H116ZM116 19H114V20H116ZM126 19H128V17L126 18ZM179 20V21H177V20ZM210 21H209V20ZM219 19H220V17L217 19L218 21H219ZM262 19H264V18H262ZM134 20V19H133ZM207 20L209 21V22H207ZM214 20H215V18H214ZM221 20H223V19H221ZM261 20V19H260ZM124 21V20H123ZM186 21V22H185ZM217 21V22H218ZM240 21V22H239ZM262 21V20H261ZM183 22H185L186 24H184ZM189 22V23H188ZM222 22V23H223ZM138 23V22H137ZM136 23V24H137ZM188 23V24H187ZM107 24V23H106ZM131 24H133V23H131ZM206 24V25H205ZM214 24V23H213ZM215 24H216V20H215ZM218 24V23H217ZM242 24V25H241ZM208 25V28L206 29V26ZM209 25H210V27H214V29H212V28H210L209 27ZM252 25H254L252 28H251V26ZM259 25V24H258ZM107 26V25H106ZM188 26H190L191 27V29L188 27ZM205 26V27H204ZM219 26V25H218ZM222 26V25H221ZM224 26V25H223ZM225 26V27H226ZM105 27V26H104ZM111 27V26H110ZM188 27V28H187ZM255 27V28H254ZM142 28V29H143ZM193 28V29H192ZM196 28V31H197V33L196 34H198V35H200L199 37H198V35H197V37L195 36V35H193V34H191V31L193 30V31H195L194 29ZM204 28H205V30H204ZM227 28V27H226ZM226 28H225V30H226ZM136 29V28H135ZM141 29V28H140ZM223 29V28H222ZM259 29H262V30H259ZM127 30V29H126ZM131 30V29H130ZM138 30V29H137ZM201 30V31H200ZM214 32H213V31ZM218 30V29H217ZM230 30H229V32H230ZM240 30V29H239ZM251 30H252V32H254V30H255V32H254V34H252V32H251ZM134 31V30H133ZM136 31V30H135ZM193 31H192V33H193ZM198 31H200V32H198ZM211 31V32H210ZM238 31V30H237ZM259 31V35L257 34V32ZM260 31L262 32L261 33V35H262V37H261V41H260V39L259 40H257V37H260L261 35H260ZM105 32V31H104ZM109 32V31H108ZM107 32V33H108ZM116 32V31H115ZM120 32V31H119ZM126 32V31H125ZM208 32V33H207ZM218 32V31H217ZM225 32V31H224ZM239 32V31H238ZM101 33V32H100ZM124 33V32H123ZM141 33H142V31H141ZM140 33V34H141ZM207 33V34H206ZM118 34V33H117ZM117 34H115L116 36H117ZM129 34H131V35H134V33L132 34V33H129ZM128 34V35H129ZM213 34V35H212ZM214 34H215V36H214ZM220 34V33H219ZM232 34V33H231ZM121 35V34H120ZM119 35V36H120ZM130 35V36H131ZM208 35V36H207ZM252 35L254 36V40L252 39ZM135 36H136V34H135ZM138 36V35H137ZM195 36V37H194ZM219 36V35H218ZM223 36H225V35H223ZM257 36V37H256ZM125 37H126V34H125ZM124 37V38H125ZM129 37V36H128ZM217 37V36H216ZM104 38V37H103ZM112 38V37H111ZM133 38V39H132ZM139 38V37H138ZM195 38V39H194ZM198 38V39H197ZM256 38V39H255ZM113 39V38H112ZM116 40H118L117 38H115ZM120 39V38H119ZM114 40V39H113ZM194 40V41H193ZM195 40H198L199 41V44H198V46H199V49L198 48H196L197 46H195V45H197V44H195ZM213 40H211L210 42H213ZM220 40H222V39H220ZM255 40H257V41H255ZM218 41H219V37H218ZM251 41H254L253 43L254 44H251ZM113 42V41H112ZM111 42V43H112ZM152 42V43H151ZM210 42L208 43V44H210ZM222 42V41H221ZM224 42V41H223ZM248 42L251 44H248ZM110 43V44H111ZM116 43V42H115ZM121 43H123L122 41H121ZM196 43H198L197 41H196ZM204 44V46H201L202 44ZM143 44V45H142ZM195 44V45H194ZM213 44V43H212ZM118 45V44H117ZM143 46V47H142ZM152 46V45H151ZM209 46V45H208ZM224 46V45H223ZM242 46V45H241ZM259 46V47H260ZM262 46H261V48H262ZM116 47H118V46H116ZM142 47V48H141ZM202 47H203V51L200 53V52H198L199 50L201 51L202 50ZM216 47V46H215ZM258 47V48H259ZM106 48V47H105ZM113 48V47H112ZM261 48H259V51H261L260 49ZM114 49V48H113ZM196 49H198V50H196ZM208 49V48H207ZM195 50L197 51L196 53L199 55V53H200V55H201V58H200V56H198V58H197V54L195 53ZM256 50H258V49H256ZM132 51H133V49H132ZM211 51V50H210ZM112 52H116L115 50L113 51L112 50ZM134 52V51H133ZM142 52H145L147 55H143V53ZM151 52L149 53L150 55H151ZM262 52H264V49L262 48ZM88 53V52H87ZM105 54H106V52H104ZM118 53V52H117ZM152 53V54H153ZM113 54V53H112ZM166 54V55H165ZM220 54V53H219ZM88 55V54H87ZM91 56V55H90ZM111 56V55H110ZM117 56V55H116ZM134 56V57H135ZM151 56H153V55H151ZM195 58H194V57ZM239 56V55H238ZM263 58H264V55L262 54L261 55ZM260 56V58L263 60V58ZM88 57V56H87ZM132 57V56H131ZM216 57V56H215ZM109 58V57H108ZM193 58H194V60H193ZM204 58V59H203ZM223 58V57H222ZM253 58V57H252ZM96 59V58H95ZM130 59V58H129ZM128 59V60H129ZM198 59V60H197ZM200 59V60H199ZM241 59V58H240ZM258 59V58H257ZM90 60V59H89ZM151 60H153V62L154 63H152V65H151V63H150V61ZM199 62V64L197 63V61ZM130 61V60H129ZM194 61H196V62H194ZM204 61V62H205ZM219 61V60H218ZM227 61V60H226ZM261 61V60H260ZM188 62V63H187ZM194 62V63H193ZM210 62V61H209ZM264 62V61H263ZM167 63V62H166ZM168 63V64H169ZM197 63V65H198V67H197V65H195ZM89 64V63H88ZM92 65L91 66H93V63H91ZM133 64V65H132ZM142 64V65H143ZM154 64V65H153ZM163 64V63H162ZM206 64V63H205ZM204 64V65H205ZM236 64V63H235ZM243 64V63H242ZM247 64V63H246ZM128 65H126L127 66V68H128ZM132 65V66H131ZM171 65V64H170ZM190 65H192V66H190ZM201 65V66H200ZM207 65V64H206ZM205 65V68L207 67ZM209 65V64H208ZM264 65V64H263ZM89 66H90V64H89ZM91 66H90V70H91ZM141 66V65H140ZM163 66V65H162ZM240 66V65H239ZM134 67L132 68V69H134ZM241 67V66H240ZM249 68H250V66H248ZM256 67V66H255ZM101 68V67H100ZM139 68V67H138ZM177 68V69H178ZM210 68V67H209ZM141 69H143L142 67H141ZM143 69V70H144ZM199 69V70H198ZM246 69H247V67H246ZM182 70H184V71H187V70H185V69H182ZM181 70V71H182ZM205 70H207V68L205 69ZM237 70V69H236ZM88 71V70H87ZM200 71V72H199ZM263 71V70H262ZM261 71V73H263ZM92 72V71H91ZM179 72V71H178ZM209 73H210V71H208ZM93 73V72H92ZM203 73V74H202ZM248 73V72H247ZM207 74V77L205 76ZM223 74V73H222ZM178 75L179 76H181V72L180 73H178ZM204 75V76H203ZM254 75V74H253ZM93 76V78H94V75H92ZM142 76V75H141ZM198 76V77H197ZM221 76V75H220ZM223 76V75H222ZM255 76H256V74H255ZM259 76H263V75H259ZM205 77V78H204ZM253 77V76H252ZM95 78H97V76L95 77ZM176 78H178L179 79V77L178 76H176ZM195 78V79H196ZM201 78V79H202ZM213 78V77H212ZM222 78V77H221ZM259 78V77H258ZM263 78V77H262ZM2 79V78H1ZM180 79H181V77H180ZM193 79H194V77H193ZM209 79H210V76H209ZM199 80V79H198ZM220 80H222V79H220ZM92 81H94L93 79H92ZM92 81H91V84H92ZM256 81H259V79L258 80H256ZM261 81V80H260ZM259 81V82H260ZM96 82V81H95ZM146 83V82H145ZM192 85V84H191ZM207 85L209 86L208 88H207ZM213 85V84H212ZM92 86V85H91ZM205 88H204V87ZM221 86V85H220ZM262 86V85H261ZM193 87V86H192ZM214 87V86H213ZM222 88V87H221ZM194 89V90H195ZM199 89V90H200ZM205 89V90H204ZM208 89V91H206ZM209 89H210V91H209ZM215 89V88H214ZM252 89V88H251ZM255 89V88H254ZM142 91V90H141ZM242 91H243V89H242ZM258 91V90H257ZM15 91H13V93H14ZM206 92V93H205ZM247 92V91H246ZM256 92V91H255ZM194 94H196V92H193ZM205 93V94H204ZM237 93V92H236ZM250 93V92H249ZM257 93V92H256ZM16 94V93H15ZM193 94V95H194ZM207 94V95H206ZM255 94V93H254ZM17 95V94H16ZM209 95H211V96H209ZM227 95V94H226ZM226 95H225V97H226ZM237 95V94H236ZM244 95H246V94H244ZM243 94H242V96H244ZM264 95V94H263ZM138 96V95H137ZM190 96V95H189ZM196 96V95H195ZM221 96V95H220ZM228 96V95H227ZM242 96H240V97H242ZM252 96V95H251ZM29 97V96H28ZM218 97V96H217ZM254 97V96H253ZM264 97V96H263ZM21 98V97H20ZM223 98V97H222ZM228 98H230V96H228ZM232 98H235V97H232ZM231 98V100H229V101H232V100H234V99H232ZM244 98V97H243ZM242 98V99H243ZM132 99V98H131ZM202 99V100H201ZM251 99H252V97H251ZM257 99V98H256ZM158 100H160V101H158ZM175 100V99H174ZM224 100V99H223ZM227 100V99H226ZM254 99H252V100H246V101H248V102H250V103H247V105H248V107L247 108H251L254 104H253V102L255 101H253ZM235 101V100H234ZM233 101V102H234ZM252 101V102H251ZM259 101H261V100H259ZM264 101V100H263ZM226 102H228V100L226 101ZM225 102V100H224V103H226ZM236 102V101H235ZM242 102V101H241ZM133 103V101L131 102V104ZM237 103V102H236ZM246 103V102H245ZM255 103V102H254ZM166 104V103H165ZM178 104V103H177ZM234 104V103H233ZM241 104V103H240ZM244 104V103H243ZM264 104V103H263ZM227 105V104H226ZM229 105V104H228ZM235 105V104H234ZM238 105V104H237ZM246 105V106H247ZM176 106V105H175ZM174 106V107H175ZM178 106H180L181 107V105L180 104H178ZM183 106V105H182ZM245 106V105H244ZM244 106H242V108L244 107ZM260 106V105H259ZM139 107V106H138ZM141 107H143V106H141ZM177 107V106H176ZM132 108V107H131ZM211 108H214V109H211ZM229 108V107H228ZM255 108V107H254ZM262 108H264V106L262 107ZM141 109V108H140ZM231 109V108H230ZM244 109V108H243ZM246 109V108H245ZM173 110V109H172ZM176 110V109H175ZM251 110V109H250ZM140 111H142L143 113H146V112H144L143 110H140ZM232 111V110H231ZM248 111V110H247ZM137 112H139V111H137ZM141 112V115L143 114ZM164 112H163V114H164ZM168 112V111H167ZM186 112V111H185ZM234 112V111H233ZM259 112V111H258ZM170 113V112H169ZM168 113V114H169ZM173 113V112H172ZM167 114V113H166ZM218 114V113H217ZM246 114V113H245ZM250 114V113H249ZM201 115H200V117H201ZM219 115V114H218ZM238 115V114H237ZM243 115V114H242ZM252 115V114H251ZM250 115V116H251ZM140 116V115H139ZM247 116H249V115H247ZM143 117H144V115H143ZM145 117H146V115H145ZM255 117V116H254ZM247 118V117H246ZM259 118V117H258ZM262 118V117H261ZM264 118V117H263ZM142 119V118H141ZM238 119V118H237ZM245 119V118H244ZM140 120V119H139ZM146 120V119H145ZM145 120L143 121V122H145ZM243 120V119H242ZM242 120H241V122H242ZM250 120V119H249ZM259 120V119H258ZM264 120V119H263ZM9 121V120H8ZM8 121H6V122H8ZM85 121V120H84ZM235 121V120H234ZM246 121V120H245ZM12 122V121H11ZM15 122V121H14ZM19 122V121H18ZM240 122V121H239ZM77 123V122H76ZM247 123V122H246ZM11 124V123H10ZM19 124V123H18ZM78 124V123H77ZM87 124V123H86ZM148 124V123H147ZM160 124V123H159ZM169 124V123H168ZM204 124V123H203ZM32 125V124H31ZM170 125V124H169ZM247 125V124H246ZM252 125V124H251ZM145 126V125H144ZM171 126V125H170ZM76 127V126H75ZM146 127H147V125H146ZM146 127H141L140 129H141V138L139 139V140H141V142L140 141H138L137 143L140 145V144H142V145H146L148 142H146L145 140L147 139L146 137L147 136H145L146 135V131L145 130H147L148 131V127L146 128ZM229 127V126H228ZM137 128V127H136ZM144 128H145V130H144ZM201 128V127H200ZM230 128V127H229ZM239 128V127H238ZM245 128V127H244ZM247 128V127H246ZM64 129V128H63ZM86 129V128H85ZM164 129V128H163ZM169 130L168 131H171L172 130V128H171V130H170V128H168ZM248 129V128H247ZM74 130H76V129H74ZM87 130V129H86ZM86 130H84V131H86ZM117 130V129H116ZM248 130H250V129H248ZM21 131V130H20ZM77 131V130H76ZM145 131V132H144ZM172 131H174V130H172ZM171 131V132H172ZM179 131V130H178ZM230 131V130H229ZM232 131V130H231ZM230 131V132H231ZM245 131V130H244ZM243 131V132H244ZM252 131V130H251ZM2 132V131H1ZM115 132V131H114ZM176 132L177 131H175V132H173V137H175L174 135H179V132H177V134H176ZM204 132H205V134H204ZM236 132V131H235ZM234 132V133H235ZM248 132V131H247ZM17 133H19V132H17ZM120 133H122V132H120ZM165 133H166V131H165ZM168 133V132H167ZM166 133V134H167ZM115 134H118V133H116L115 132ZM170 134V133H169ZM244 134V133H243ZM8 135V134H7ZM22 135V134H21ZM24 135V134H23ZM31 135V134H30ZM120 135L121 134H118L116 137H119V139H123L124 137L122 136L121 138H120ZM171 135V136H172ZM177 135V136H178ZM210 135V136H209ZM236 135H237V133H236ZM235 135V136H236ZM238 135H239V137H238ZM238 135L236 136V138H234V140H233V144H238L239 143V140H240V142L242 141V140H244V142H246L247 141V139H246V136L248 135V133H247V135L246 134H244V138L245 139H241L240 138V134L238 133ZM246 135V136H245ZM25 136V135H24ZM162 136V135H161ZM164 136H167V135H164ZM163 136V137H164ZM177 136H176V138H177ZM179 136H182V135H179ZM195 136V135H194ZM194 136H191L192 138L194 137ZM196 136H198V134L196 133ZM195 136V137H196ZM214 136V135H213ZM234 136V135H233ZM234 136V137H235ZM23 137V136H22ZM21 137V138H22ZM32 137V136H31ZM87 137H88V134H87ZM116 137H114V138H116ZM138 137L139 136H136V137H134V138H136L135 140H137L138 139ZM199 138L201 137V136H198ZM84 138H86V137H84ZM131 138H132V136H131ZM179 138V137H178ZM178 138H177V140H178ZM211 138V137H210ZM242 138H243V135H242ZM83 139V138H82ZM118 139V140H119ZM121 139V141H123V140H125V139H123L122 140ZM166 139V137H164V139H162V140H165ZM170 139V138H169ZM173 139V138H172ZM202 139H201V141H202ZM217 139V138H216ZM26 140V139H25ZM34 140V139H33ZM127 140V139H126ZM173 140H175V139H173ZM192 140V139H191ZM223 140V139H222ZM246 140V141H245ZM27 141V140H26ZM32 141V140H31ZM75 141V140H74ZM128 141V140H127ZM147 141H149V139H147ZM206 141H208V142H206ZM29 142V141H28ZM97 142V141H96ZM106 142H109V141H106ZM140 142V143H139ZM166 142H168V141H166L165 140V146H164V152H169V151H171V148H173V150L175 149V152H176V150H177V146H178V144H176V145H174V144H172V145H174V146H169L168 144H166ZM14 143V142H13ZM35 143V142H34ZM83 143V142H82ZM110 143V142H109ZM115 143H116V141H115ZM136 143V142H135ZM162 143V142H161ZM178 143V142H177ZM181 143H182V141H181ZM202 143V142H201ZM24 144V143H23ZM30 144V143H29ZM38 144V143H37ZM36 144V145H37ZM84 144V143H83ZM92 144V143H91ZM90 144V145H91ZM107 144V143H106ZM124 144V143H123ZM130 144V143H129ZM137 144V145H138ZM159 144H160V142H159ZM180 144V143H179ZM191 144H193V143H191ZM197 144V143H196ZM207 144H208V146H207ZM211 144H213V143H211ZM241 144H243V143H241ZM25 145H26V143H25ZM30 145H32V143L30 144ZM34 145V144H33ZM108 145V144H107ZM114 145V144H113ZM132 145V144H131ZM162 145H163V143H162ZM161 145V146H162ZM185 145V144H184ZM184 145H182V147L184 146ZM239 145V144H238ZM237 145V146H238ZM84 146V145H83ZM86 146V145H85ZM94 147H96L95 145H93ZM110 146V145H109ZM117 146V145H116ZM118 146H120V147H124V146H126V145H122L121 146V144L120 143H118ZM128 146V145H127ZM135 146H136V144H135ZM141 146V145H140ZM205 146V147H204ZM241 146V145H240ZM243 146V145H242ZM244 146H246V145H244ZM243 146V147H244ZM12 147H13V145H12ZM33 147V146H32ZM41 147H43V145L41 146ZM45 147V146H44ZM87 147V146H86ZM85 147V148H86ZM122 147V148H123ZM130 147V146H129ZM165 147H166V149H165ZM181 146H180V148H182ZM190 147V146H189ZM192 147H194L193 145H192ZM192 147H190V149L192 148ZM235 147V146H234ZM243 147H242V149H243ZM247 147V149L245 148V152H248V155H249V152H256V151H252V150H249L248 149V146H246ZM21 148H22V146H21ZM37 148V147H36ZM38 148H39V146H38ZM37 148V149H38ZM59 148V147H58ZM97 148V147H96ZM100 148V147H99ZM108 148H110V147H108ZM108 148H104V149H106V150H103V148H101V149H99L98 150V148H97V150H95L94 152H100L101 153V156L100 157H102V158H99V159H101V164L99 163L100 161H96V164H97V162H98V164H100L99 165V167L97 166V168L96 169H92L93 171H91V172H88V171H86V168H87V170H91V168H93V167H96V165H95V163H94V165L95 166H91V163L93 164V162L94 161H92L91 162V159H87L88 161H86V163L87 164H90L89 166H91V168L89 167V169H88V167H85V169L83 168L82 170L85 172V174H86V176H87V178H88V180H89V183L90 184H92V182H94V181H100V182H102L101 183V186H103V183L104 184H107V183H110V186H113V182L114 181H117V180H121V178L123 179L122 180V183L124 184V183H126V182H128V180L129 179H127V178H129L128 176H124L123 177V175H121V173L119 172H117V170H115V167L113 168V166H115V164L114 163H111L109 160H111L109 157H106L105 156V154H107L106 152H111L114 148L113 147H111V149H108ZM119 147H117V148H115V149H118ZM136 148H137V146H136ZM147 148V147H146ZM149 149H148V151H150V147H148ZM215 148V147H214ZM222 148V147H221ZM20 149V148H19ZM35 149V148H34ZM37 149H35V150H37ZM42 149V148H41ZM75 149V148H74ZM95 148H93V150H94ZM152 149V148H151ZM163 149V148H162ZM162 149H159V152H160V150L162 151ZM183 149V148H182ZM218 149H220V147L219 148H217V154H218ZM236 149V148H235ZM234 149V150H235ZM23 150H25L24 148H23ZM28 150V149H27ZM46 150V149H45ZM138 150H139V148H138ZM141 151H144V149L142 150V149H140ZM147 149H145V151H146ZM178 150H180V149H178ZM196 150V151H195ZM234 150H233V152H234ZM241 150V149H240ZM244 150V149H243ZM247 150V151H246ZM7 151H8V149H7ZM22 151V150H21ZM26 151V150H25ZM41 152H42V150H40ZM119 151V150H118ZM141 151H138V152H141ZM182 150H180V151H178V154H179V152H181ZM216 151V150H215ZM10 152V151H9ZM37 152H38V150H37ZM46 152V151H45ZM79 152V151H78ZM84 152V150L82 151V153ZM93 152V151H92ZM115 153H116V151H114ZM124 152V151H123ZM126 152V151H125ZM152 152V151H151ZM153 152H155V151H153ZM158 152V151H157ZM174 152V151H173ZM184 152V151H183ZM186 152V151H185ZM236 152V151H235ZM258 152V151H257ZM260 152V151H259ZM19 154H21V152L19 151L18 152ZM17 153V154H18ZM30 153H32V152H30ZM77 153V152H76ZM76 153H74L73 154V152H72V154H73V156L76 154ZM80 153V152H79ZM79 153H77V154H79ZM81 153V154H82ZM85 153V154H84ZM82 155H84V157L83 156H81V154H79L78 155V158L79 159H81L80 161H83L84 160V158L85 157H88V156H86L87 155V153L86 152H84ZM98 153H97V156H98ZM104 153V154H103ZM111 153H113V151L111 152ZM144 153V152H143ZM161 153V152H160ZM160 153H159V155H160ZM188 153V152H187ZM223 153V152H222ZM17 154H15V155H17ZM18 154V155H19ZM25 154V153H24ZM43 155H44V151H43V153H42ZM77 154H76V157H77ZM104 156H103V155ZM120 154H121V152H120ZM169 154V153H168ZM189 154V153H188ZM252 153H250V155H251ZM11 155H13V154H11ZM27 155V154H26ZM36 155V154H35ZM100 155V154H99ZM108 156H110L111 154H107ZM113 155H114V153H113ZM117 154H115V156H116ZM146 155V154H145ZM148 155H150L151 156V153H149L148 152ZM158 154H157V156H159ZM180 155V154H179ZM211 155H213V156H211ZM223 155V154H222ZM244 155H245V153H244ZM247 155V156H248ZM263 155V154H262ZM34 156V155H33ZM39 156H40V153H39ZM153 156V155H152ZM156 156V155H155ZM157 156H156V158H157ZM211 156V157H210ZM32 157V156H31ZM36 157V156H35ZM75 157V156H74ZM73 157V158H74ZM99 157V156H98ZM139 157H141V156H139ZM149 157V156H148ZM161 158L163 157V156H160ZM160 157H158V159L160 158ZM170 156H168V155H164V158H163V161L165 160L166 162H168V161H170L171 160V158H169ZM37 158H39L38 156H37ZM77 158V159H78ZM97 158V157H96ZM112 158V157H111ZM120 158H121V156H120ZM150 158H153V157H150ZM92 159L93 160H95L94 159V157H92ZM98 159V160H99ZM113 159V158H112ZM143 158H141V160H142ZM120 160V159H119ZM140 160V161H141ZM148 160V161H147ZM152 160V159H151ZM113 161V160H112ZM157 161H159V160H157ZM264 161V160H263ZM14 162V161H13ZM78 162H79V160H78ZM78 162L76 161V163L78 164ZM110 162V163H109ZM139 162V161H138ZM142 162H144L143 164V167L141 168L142 169V171H143V168L144 169H146V168H149V167H147V165H145V162L146 163H149V162H151V161H149V158H147V159H143L142 160ZM142 162H139L140 164H142ZM155 162V161H154ZM160 162H161V160L159 161V164H160ZM81 165H82V163L81 162H79ZM152 163V162H151ZM156 163H158V162H156ZM211 163H214L215 164V166H212V164ZM29 164V163H28ZM86 164V165H87ZM112 164H114V165H112ZM122 163H120V165H121ZM123 164H125L124 162H123ZM138 164V163H137ZM167 164V163H166ZM252 165V167H257V170L258 169H260V168H262V167H264V166H262V164L260 165L258 162H252L251 163ZM79 165V164H78ZM85 165V163H84V166H86ZM139 165V164H138ZM149 165H150V163H149ZM14 166V165H13ZM142 166V165H141ZM169 166V165H168ZM5 167V166H4ZM83 167V166H82ZM81 167V168H82ZM122 167V166H121ZM121 167H119L120 169H122ZM138 167V166H137ZM159 167H161V166H159ZM167 167V166H166ZM165 167V168H166ZM216 167V169H214ZM153 168V166H152V164H151V169ZM162 168H164V167H162ZM168 168V167H167ZM175 168V167H174ZM130 169H132V168H130ZM129 168H128V170H130ZM134 170H135V168H133ZM139 169V168H138ZM141 169H139V170H141ZM150 169V168H149ZM148 169V170H149ZM256 169V168H255ZM133 170V171H134ZM139 170H137V172L139 171ZM180 170V169H179ZM218 170V169H217ZM119 171V170H118ZM141 171V172H142ZM147 171V170H146ZM146 171H144V173L143 174H145V172ZM169 171V170H168ZM222 171V170H221ZM88 172V173H87ZM149 172V171H148ZM163 172V171H162ZM131 173V172H130ZM155 173V174H154ZM165 173V172H164ZM225 173V172H224ZM8 174V173H7ZM11 174V173H10ZM18 174V173H17ZM126 174V173H125ZM154 174V175H153ZM157 174H159L160 176H164V177H160L159 175H157ZM162 174V173H161ZM19 175V174H18ZM138 175V174H137ZM136 174H135V178H137L138 176H140V175H138L137 176ZM157 175V176H156ZM11 176V175H10ZM142 176V175H141ZM14 177H18V176H14ZM20 177V176H19ZM112 178H114L113 180H112ZM138 178H140V177H138ZM138 178H137V180H138ZM13 179V178H12ZM19 179V178H18ZM127 179V180H126ZM247 179H249V178H247ZM254 179V178H253ZM8 180H10V178L8 179ZM20 180V179H19ZM174 180H177L176 182L177 183H179V181H181L180 183H186V186L187 185H193V187L192 188H194L195 189V191H196V193L193 191L194 189H192L191 190V192L189 193V190H187V192H186V188H184V189H180V188H182V187H178L179 189H177L176 188V190H174L173 192H171V195H170V193L168 192V189L170 190V188L166 185L167 184V182L169 183V181H174ZM238 181V182H237ZM255 181V180H254ZM253 181V182H254ZM99 182V183H100ZM166 182V186L164 187V188H162L163 187V185H162V183H165ZM253 182H249V183H252L253 184ZM98 183V185L100 186V184ZM174 183H175V181H174ZM188 183V184H187ZM257 183V182H256ZM10 184V183H9ZM8 184V185H9ZM18 184V183H17ZM16 184V185H17ZM114 184H117V183H115L114 182ZM120 184V183H119ZM7 185V184H6ZM16 185L15 184H13V186L12 187H16ZM93 185V184H92ZM169 185V184H168ZM170 185H172V184H170ZM97 186V185H96ZM95 186V187H96ZM179 186H181V185H179ZM182 186H183V184H182ZM7 187H9V186H7ZM92 188H94L93 186H91ZM172 187V186H171ZM183 187H185V186H183ZM189 187V186H188ZM263 187V190H264V186H262ZM6 188V187H5ZM17 188H18V186H17ZM97 188V187H96ZM110 188H112V187H110ZM190 188V187H189ZM14 190H13V192H15V188H13ZM255 189L258 191V193L257 194H255L256 193V191H255ZM99 190V189H98ZM201 190H203V192L204 193H207V194H205V196H204V194H200L201 193ZM261 190H262V188H261ZM18 191V190H17ZM100 191V190H99ZM166 191L168 192V193H166ZM198 191H200V193H197ZM5 192H6V190H5ZM12 192V191H11ZM12 192V193H13ZM192 192H194V194H192ZM253 192H255L254 194H252L250 197L248 196V194H250V193H253ZM264 192V191H263ZM92 193V192H91ZM94 193V192H93ZM92 193V194H93ZM7 194V193H6ZM9 194V193H8ZM16 194V193H15ZM183 194V196H184V198H187L186 200L185 199H182V195ZM197 194V195H196ZM258 194H260L259 196H261V199H260V197L258 196ZM12 195V194H11ZM94 195V194H93ZM96 195H98V193H96ZM186 195L187 196H189V198L188 197H186ZM194 195H196L195 197L196 198H198V201H202V198L204 197V199H203V201H202V203H205L206 204V207L209 205V206H211V207H214V209H215V212L214 211H212V209H211V211L212 212H214V213H212V212H204V211H202V210H200L199 208L197 209V206L196 207H194L195 205H194V203L196 204V202H194V198L195 197H193ZM202 197H201V196ZM256 195V196H255ZM105 196V197H104ZM199 196V197H198ZM248 196V197H247ZM7 197V196H6ZM11 197V196H10ZM10 197H7L8 199L10 198ZM17 197H18V192H17ZM192 197V198H191ZM258 197H259V199H258ZM14 198V197H13ZM96 198V197H95ZM101 198V199H102ZM201 198V199H200ZM100 198L97 200V202H99V200H101ZM255 199H256V201H255ZM103 200V199H102ZM192 200H193V202H192ZM258 200H262V201H258ZM15 201V200H14ZM110 201H111V203H110ZM131 201H136L135 203H137V205L136 204H132L131 203ZM188 201H190L191 202V204L193 203V205H191L190 204V202H188ZM197 201V202H198ZM92 202V201H91ZM91 202H89V203H91ZM107 202L108 203H110L109 204V206H108V204H107ZM153 202H157V203H160V204H158V206H160V207H158V209H155V211L156 210H158L159 211V213L160 212H164L163 210H166V209H163L162 208V206H161V204H167V205H169V206H171V209H175L174 211H179V210H181V208H184L183 210H185V211H181L182 213H184V212H186L187 214H189V215H191V217H193V215L194 214H196V215H194V216H198L197 217V219L199 220L200 218H203V219H207L206 220V224L208 223V224H213V222L218 218V219H220V220H222V219H226V218H229L228 220H230V218H231V221H230V223H229V225L231 226H228V228L230 227L231 229L230 230H234L233 232H235L236 233V236H235V233L234 234H232V231L231 232H228V230H226V229H223V230H226L228 233H230V235L231 236H233V237H230V235L229 234H227V235H224V236H226V239L225 238H222V236H221V234L219 235V234H217L218 232H215L216 233V235L218 236H221V237H219L218 238V240H217V238L214 236V233H207V234H205L204 235V237L202 236L201 238L203 239V242L200 240L201 238H200V235L199 236H197V235H192V234H189V236H186L185 234H187L188 235V232L189 231H192V233L194 232V230H192L193 228H191V230H190V228H187V229H189V231H186V233H185V231H184V237H183V234H182V238H180V236H179V234H181L180 233V231L179 232H177V234H172V233H168L169 235L170 234H172V235H176V237L178 236L180 239H178V238H176V237H174V236H172V237H170V236H167L166 234H161L159 231L158 232H155L156 234L155 235H157V233L159 234H161V235H157V236H155V235H153V233H154V231H150V232H153V233H149V234H145V235H142V232L140 233V231H139V229L141 230V228H139V229H136V228H132V225H131V219L132 218H130V216H132V214L128 217V216H124L123 214H124V211L123 210H126L127 211V209H129V208H133L134 210H136L135 208H137V209H140L139 211H141V208L143 209V205H142V203L144 204V209L146 208V205H148V207L146 208L147 209V211H144V209H143V211H141L144 215H146V212H153L154 210H152V209H154V208H151V205H153L154 203ZM245 202L247 203V204H252L251 205V207L249 208V209H242L241 207H244L245 206ZM15 203V202H14ZM127 203V209H125L124 207H123V204H126ZM128 203L132 206V207H129L128 208ZM141 205H140V204ZM189 203V204H188ZM201 203V202H200ZM199 203V204H200ZM92 204V203H91ZM91 204H89L88 206H91ZM97 204H100L101 205V207H102V203L101 202H99V203H97ZM149 204H150V206H149ZM241 204V205H240ZM243 204V205H242ZM247 204H246V206H247ZM259 204V203H258ZM257 204V205H258ZM15 205V204H14ZM122 205V207H123V210L120 208V206ZM142 206V207H140L139 208V206ZM188 205V206H187ZM134 206V207H133ZM153 206H155V205H153ZM194 208H196L195 210V213L194 214H192L193 213V211H194V209H193V207ZM199 206V205H198ZM246 206H245V208H246ZM250 206V205H249ZM256 206V205H255ZM254 206V207H255ZM259 206V205H258ZM263 206V205H262ZM15 207V206H14ZM20 207V206H19ZM95 207V206H94ZM101 207H99V206H96V209H98V213H99V211L102 209ZM173 207H175V208H173ZM12 208H13V206H12ZM89 208H91V207H89ZM113 208V209H112ZM148 208L150 209V210H148ZM187 208V209H186ZM247 208H248V206H247ZM257 208V207H256ZM260 208V207H259ZM22 209V208H21ZM96 209H94V210H96ZM100 209V210H99ZM115 209V210H114ZM145 209V210H146ZM251 209V210H250ZM14 210V209H13ZM15 210H16V208H15ZM17 210H19V209H17ZM87 210V209H86ZM93 210V209H92ZM112 210V211H111ZM120 210L123 212V213H121L120 212ZM134 210H132V209H130V211H128L129 212V214L130 213H132L131 211H133L134 212ZM161 210V211H160ZM248 210H250V212H248ZM261 210V209H260ZM259 210V211H260ZM20 211H22V210H20ZM88 211V210H87ZM102 211H104V212H102V213H104L103 214V216H99V215H102V213H101V211H100V214H96V213H94V214H96V217H97V215L100 217V218H96V219H98V224H102L104 227H107L108 226V224H109V220H115V219H113V217L110 219L109 217V220H107V218L105 219L104 217H106L107 215V212L105 211V210H102ZM111 211V212H110ZM176 211V213L175 214H177V215H179V213ZM189 211V212H188ZM218 211V212H217ZM19 212V211H18ZM23 212V211H22ZM92 212V211H91ZM148 212V213H149ZM166 212H168V211H166ZM261 212V211H260ZM21 213V212H20ZM158 213V212H157ZM158 213V214H159ZM174 213V212H173ZM172 212H171V214H173ZM185 213V214H186ZM264 213V212H263ZM19 214V213H18ZM25 213H23V216H22V218H24V216L26 215H24ZM117 214V213H116ZM126 214H128V213H126ZM150 214V213H149ZM152 214V213H151ZM154 214V213H153ZM199 214V215H198ZM85 216L86 215H89V214H84ZM111 215H113V214H111ZM139 215V214H138ZM160 215H163V213L162 214H160ZM181 215H183V214H181ZM225 215V216H224ZM13 216V215H12ZM15 216V215H14ZM141 216V215H140ZM151 216V215H150ZM166 216V215H165ZM172 216H174V215H172ZM171 216V217H172ZM180 216V215H179ZM204 216H205V218H204ZM222 216H224V218L222 217ZM228 216V217H227ZM231 216V217H230ZM8 217H10V216H8ZM27 217V215L25 216V218L24 219H29L28 217ZM103 217V218H102ZM111 217V216H110ZM125 217H127V218H125ZM133 217V216H132ZM156 217V216H155ZM220 217H222V218H220ZM14 218L15 217H10L9 219L10 220H8V221H3L2 223H10V224H8V225H10V227H11V225H13L14 224V222H16L15 220H14ZM20 218L21 217H17V219H19L20 220ZM84 218L85 217H83V218H80L77 222H80L81 223V225H84L83 224V222H85V220H84ZM94 218V217H93ZM125 218V219H124ZM129 218V219H128ZM138 218H139V216H138ZM142 218H144V217H142ZM150 218V217H149ZM178 218V217H177ZM182 218V217H181ZM8 219V218H7ZM95 219V220H96ZM100 219V220H99ZM101 219L102 220H106V221H101ZM125 221H124V220ZM145 219V218H144ZM143 219V220H144ZM147 219V218H146ZM164 219V218H163ZM182 219H184V218H182ZM203 219H201L202 221H203ZM209 219V220H208ZM26 220H24V223H23V225H25V226H22L21 224H22V222L21 223H19V225H16V223H15V225H13V227H15V228H13V229H11V228H8L9 230L11 229V232H12V230H15L16 231V229L18 228V229H20V228H25L26 229V226H27V229L30 227V225H31V227H30V229H28V231H31V229L34 227V230L36 231V232H34V233H36V235H35V238L33 237L32 239L33 240H29L28 239V241H30L29 243H30V245H29V243H25L23 246H26V247H24V249L25 248H27V246H28V248L30 247V249H32V247L31 246H34V245H36V244H39V243H37V241H40V242H42V248H44V246L46 245V242L48 241H52V242H54V243H56L59 247H60V253H62V252H64L65 253V255H66V257H68V258H71L78 250H76L77 248H75V247H73L74 245H73V242H75L74 240H78L79 238H80V236L81 237H83V239H84V237H86V236H83L82 234L80 235V233H84V232H80V231H77V230H80V227H82L83 228V226H81V225H78V229H77V226H74V223H73V225L72 224H70V225H67V226H65V227H61V228H49V227H43V226H39V225H35V223L33 224V222L29 219L28 221H26ZM128 220V221H127ZM129 220H131V221H129ZM149 220V219H148ZM164 220H166L167 221V219H164ZM214 220V221H213ZM220 220H218V222H220ZM233 220V221H232ZM27 222V224H26V222ZM90 222V220L88 219V220H86V222ZM99 221H101L100 223H99ZM107 221H108V224H107ZM150 221V220H149ZM191 221H193V220H191ZM201 221V222H202ZM205 221V220H204ZM30 222V223H29ZM77 222H75V223H77ZM85 222V223H86ZM93 222V221H92ZM137 222H138V220H137ZM141 222H142V220H141ZM217 222V221H216ZM224 222V221H223ZM1 223V222H0ZM4 223V224H5ZM12 223V224H11ZM91 223V222H90ZM113 223H114V221H113ZM147 223V222H146ZM149 223V222H148ZM147 223V224H148ZM195 223V222H194ZM227 223V222H226ZM225 223V224H226ZM93 224H94V222H93ZM97 224V226H99ZM140 224H142V223H140ZM165 225L166 223H164L163 221H162V225ZM170 224V223H169ZM200 224V223H199ZM202 224V223H201ZM205 224V225H206ZM215 224V223H214ZM228 224V223H227ZM1 225H3V224H1ZM0 225V226H1ZM5 226V227H9V226ZM32 225H35V226H32ZM76 225V224H75ZM181 225V224H180ZM192 225V224H191ZM193 225H195V224H193ZM223 225V224H222ZM4 226V225H3ZM17 226V227H16ZM72 226V227H71ZM88 225H86L85 226V228L87 227ZM103 226H100V227H103ZM109 226H110V228H111V226H112V222H110V224H109ZM171 226V225H170ZM174 226V225H173ZM203 226V225H202ZM214 226V225H213ZM226 226V227H227ZM3 228V229H5L6 230V228ZM36 227V228H35ZM67 227H71V229H68ZM100 227H97V228H100ZM113 227V226H112ZM134 227V226H133ZM136 227V226H135ZM139 227V226H138ZM153 227V226H152ZM190 227H192V226H190ZM195 227V226H194ZM207 227H209V225H207ZM89 228V226L87 227V229ZM90 228H91V226H90ZM89 228V229H90ZM92 228H96V226L95 227H92ZM131 228V229H130ZM147 228V227H146ZM149 228V227H148ZM182 228V227H181ZM212 228V227H211ZM211 228H209L210 230H211ZM221 228V227H220ZM17 229V231H18V234H17V231H16V234H14L13 236L14 237H11L12 236V234L10 235V237L11 238H17L18 240H20V237H23V235H25V233L23 234V232H20L19 233V230ZM102 229V228H101ZM107 229H108V227H107ZM127 229V230H126ZM128 229L130 230V233H129V231H128ZM142 229H143V226H142ZM151 229H153V228H151ZM159 229V228H158ZM166 229H168V228H166ZM195 229H197V227H195ZM4 230V231H5ZM23 230V229H22ZM82 230V229H81ZM96 230V229H95ZM97 230H100V229H97ZM96 230V231H97ZM103 230H105V229H103ZM109 230V229H108ZM148 230V229H147ZM163 230V229H162ZM185 230V229H184ZM204 230H206V227H205V229ZM203 229H202V233H203V231H204ZM20 231H21V229H20ZM23 231H25V230H23ZM93 230H90V233L87 231V233L88 234H90L91 236V243L90 244H88V243H85L84 242V244H88L87 245V247L89 248V246L91 247V251H87V253H88V255L90 254L92 257H94L95 256V252H94V250H95V248L93 249L92 247H93V245H95V246H98L100 243H101V241H103L104 243H103V245H106L105 243H106V241H107V243L109 242V240L111 239V237H112V235L113 234H111L112 232L114 233L115 231H114V228H113V231L111 232V229H110V231L109 232H111V233H109L110 235H111V237H109L108 239H107V230H105V235H104V233L100 230V232L103 234V238L101 237V235H100V237L102 238V240H101V238L98 240V238H97V235L99 236V234H98V232L96 233L97 235H95V233H91ZM95 231V232H96ZM142 231V230H141ZM146 231V230H145ZM164 231V230H163ZM200 232H201V229L199 230ZM198 231V232H199ZM217 231V230H216ZM222 231V230H221ZM9 232V231H8ZM7 232V233H8ZM68 232L69 233H71V235H73L72 237H73V239L71 240L70 239V242H66V240L68 239H66V234H68ZM94 232V231H93ZM99 232V233H100ZM196 232V231H195ZM194 232V233H195ZM206 232V231H205ZM2 233V232H1ZM12 233H15L14 231L12 232ZM27 233V232H26ZM86 233V232H85ZM129 233V234H128ZM163 233H165V232H163ZM189 233H191V232H189ZM3 234V233H2ZM108 234V236H110ZM115 235H116V232L114 233ZM131 234V235H130ZM152 234V236H150ZM196 234V233H195ZM199 234H201V233H199ZM213 234V235H212ZM5 235H6V233H5ZM16 235V236H15ZM54 236V238H53V236ZM85 235V234H84ZM142 235V236H141ZM147 235V238H143V237H145ZM166 235V236H165ZM212 235V236H211ZM223 235V234H222ZM1 236V235H0ZM18 236V237H17ZM49 236V237H48ZM68 236H70V235H68ZM67 236V237H68ZM117 236V235H116ZM130 236H131V238H130ZM191 236H193V237H191ZM214 236V237H213ZM223 236V237H224ZM7 237V236H6ZM5 237V238H6ZM48 237V238H47ZM50 237H52V238H50ZM167 237H170L169 239H170V241H169V239L166 241V242H164L165 241V239L167 238ZM189 237H191V238H193V239H191V238H189ZM227 237L229 238V239H231V238H237V242H236V239L234 240V239H231V241L233 240V242H231V243H229V239L227 240ZM9 238V237H8ZM50 238V239H49ZM87 238H89V236H87ZM87 238H85V239H87ZM104 238H105V240H104ZM115 238H117V237H115ZM114 238V235H113V238H112V240H114L115 239ZM215 238V239H214ZM220 238H222V239H220ZM13 239H11V242L13 241ZM16 239V241H18ZM31 239V238H30ZM51 239H53V240H51ZM81 239V238H80ZM79 239V240H80ZM122 239V238H121ZM173 239L176 241L177 239V241L176 242H174L173 241ZM227 240L226 242H228V243H226V242H224L225 240ZM78 240V241H79ZM89 240V239H88ZM101 240V241H100ZM171 240H172V243H175V244H172L171 243ZM179 240H181V241H179ZM84 241V240H83ZM99 241H100V243H99ZM169 241V242H168ZM179 241V242H178ZM219 241H223L224 243H226V245H224V246H222V248H221V244H220V242ZM234 241H235V243H234ZM8 242H10V240H8ZM36 242V243H35ZM45 242V243H44ZM81 242V241H80ZM115 242H116V240H115ZM123 242V241H122ZM127 242V241H126ZM243 242V243H242ZM17 243H19V242H17ZM33 243H34V245H33ZM98 243V244H97ZM110 243H112V242H110ZM114 243V242H113ZM167 243H171V245L170 246H166L167 248H165V249H168V251L167 250H165L164 251V245ZM180 243V244H179ZM184 244V245H182V244ZM43 244H45V245H43ZM48 244V243H47ZM116 244H118L117 242H116ZM123 244V245H124ZM193 244V247H195V249L194 248H192V245ZM6 245V244H5ZM11 245V244H10ZM19 245V244H18ZM80 245V244H79ZM100 245H102V243L100 244ZM99 245V246H100ZM119 245V244H118ZM152 245V249H153V247L155 248V253L153 254V251H154V249H153V251H152V249H150L149 247ZM169 245V244H168ZM173 245V246H172ZM179 245V247H177ZM220 245V246H219ZM39 246L40 245H37V247L39 248ZM110 246H111V244H110ZM115 246V245H114ZM149 246V247H148ZM176 246V247H175ZM9 247V246H8ZM102 247V246H101ZM104 247V246H103ZM182 247H183V250H182ZM264 247V246H263ZM37 248V249H38ZM42 248H40L41 250V252H40V254L38 253L36 256L38 257V259L39 260H47V262L48 261H50V262H53V259H48V256L50 257V255H47V253L44 251V250H42ZM81 248H82V245H81ZM112 248V247H111ZM133 248H138L139 249V251H140V249H142V253L144 254V253H149V254H144V258H146L145 257V255L146 256H150V258L152 257V260L150 259V260H148V261H146L147 259H149V257H147V259H145V261H144V258L142 259L140 256H138V250H136V253L134 252L135 251V249L133 250ZM148 248V250L150 249V251L151 252H149L148 250H146ZM169 248H171V250H172V253H174L173 255L174 256H176V254L178 253V249L177 248H179V250H182L183 251V254H182V251H181V255H182V257H181V255H179V253L177 254V256L179 257V259L177 258V257H173L172 259H175V260H172V261H170L168 258H171V255L172 254H170L169 253V251L171 252V250H169ZM225 248V249H226ZM236 249V250H234V249ZM1 249V248H0ZM11 249V248H10ZM23 249V248H22ZM29 249V250H30ZM80 249V248H79ZM86 249V248H85ZM145 251H144V250ZM177 249V252L175 251ZM218 249H217V251H218ZM241 249V250H240ZM15 250V249H14ZM87 250V249H86ZM90 250V249H89ZM230 250V249H229ZM32 252H33V250H31ZM31 251H29V253L31 254H29V260L27 259V262L28 263H26V264H33V263H31L32 261L34 262V260H36V257L34 258V256H35V254L37 253H31ZM80 251V250H79ZM85 251V250H84ZM101 251V250H100ZM103 251H105V253L108 251H106V249L105 250H103ZM102 251V252H103ZM116 251V250H115ZM146 251H148V252H146ZM192 251V252H193ZM215 251V250H214ZM86 252V251H85ZM93 252V253H92ZM129 252H131L130 254L131 255H136V258L138 259V257H140L143 261L141 262V260L139 259V260H137V263H136V259H135V257L133 256V258L134 259H132L131 258V256H126ZM201 252H203V253H201ZM216 252V251H215ZM214 252V253H215ZM235 252H234V256H235ZM3 253V252H2ZM19 253H21V252H19ZM64 253L62 254V255H64ZM79 253V252H78ZM86 253V254H87ZM95 253V254H94ZM127 253V254H126ZM142 253H140L139 255H141ZM156 253H158L160 256H161V258L158 256V259L159 260H157L156 259V257H157V255H156ZM263 253H264V251H263ZM6 254H8V252L6 253ZM49 254V253H48ZM85 253H84V257H85V255H86ZM108 254V253H107ZM111 254V253H110ZM152 254H153V256H155V257H153L152 256ZM168 254V255H167ZM204 254V255H203ZM226 255H227V253H225ZM224 254V255H225ZM231 254V253H230ZM5 255V254H4ZM15 255V254H14ZM13 255V256H14ZM23 255H24V252H23ZM83 255V254H82ZM89 255V256H90ZM109 255V254H108ZM114 255H116V256H114ZM193 255V256H194ZM213 255V256H212ZM223 255V253H221V255L220 254H218L217 255V260L216 261H220V259H222L221 258V256ZM17 256H18V254H17ZM100 256V257H101ZM138 256V257H137ZM167 256H169L168 258H167ZM230 256V255H229ZM235 256V257H236ZM0 257H1V255H0ZM3 257L4 256H2V259H3ZM12 257V256H11ZM15 257V256H14ZM19 257V256H18ZM53 257V256H52ZM51 257V258H52ZM55 257V256H54ZM64 257V256H63ZM81 257V256H80ZM107 257V258H106ZM77 258V257H76ZM88 258H90V257H88ZM95 258H97V257H95ZM234 258V257H233ZM263 258H264V256H263ZM167 259V260H166ZM176 259H178V260H176ZM224 259V258H223ZM0 260H1V258H0ZM5 260V259H4ZM16 260H18L17 258H16ZM26 260V259H25ZM39 260H37V261H39ZM62 260V259H61ZM80 260V259H79ZM131 260H133V261H131ZM135 260V261H134ZM224 260H226V258L224 259ZM231 260V259H230ZM8 261L9 260H7V263H8ZM12 261H14V259L12 260ZM21 261V260H20ZM20 261H18V264H23L22 262H20ZM36 261V262H37ZM57 261V259L55 260V262ZM60 261V260H59ZM152 261V262H151ZM176 261H178V262H176ZM222 261V260H221ZM228 261V260H227ZM1 262H3V263H1ZM16 262V261H15ZM40 263H41V261H39ZM80 262H81V260H80ZM139 262V263H138ZM208 262H210V261H208ZM236 262V261H235ZM237 262L235 263V264H237ZM0 263L1 264H7V263H4V261L2 260V261H0ZM49 263V262H48ZM62 263V262H61ZM133 263V264H134ZM220 263V262H219ZM12 264V263H11ZM14 264H16V263H14ZM51 264H53V263H51ZM67 264H69V261H68V263ZM70 264H79V261H77V263H72V261H71V263ZM81 264H82V262H81ZM182 264V263H181ZM209 264H211V263H209ZM239 264V263H238Z\"/></svg>","mask_w":264,"mask_h":264},{"label":"crops","instance_id":"obj_3","mask_svg":"<svg viewBox=\"0 0 264 264\" xmlns=\"http://www.w3.org/2000/svg\"><path fill=\"white\" fill-rule=\"evenodd\" d=\"M20 204L39 224L51 227L77 220L89 201V185L72 161L45 157L31 164L19 186Z\"/></svg>","mask_w":264,"mask_h":264}]
</instances>
